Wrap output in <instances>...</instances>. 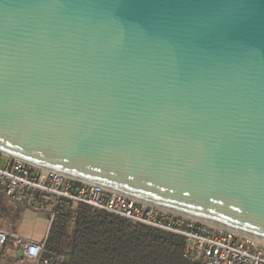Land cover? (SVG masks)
Here are the masks:
<instances>
[{"label":"water","instance_id":"water-1","mask_svg":"<svg viewBox=\"0 0 264 264\" xmlns=\"http://www.w3.org/2000/svg\"><path fill=\"white\" fill-rule=\"evenodd\" d=\"M0 152L264 244V0H0Z\"/></svg>","mask_w":264,"mask_h":264},{"label":"built area","instance_id":"built-area-1","mask_svg":"<svg viewBox=\"0 0 264 264\" xmlns=\"http://www.w3.org/2000/svg\"><path fill=\"white\" fill-rule=\"evenodd\" d=\"M0 192L18 205L37 210L48 205L51 221L60 204H85L94 211L178 235L184 239L185 256L191 264H264L263 243L1 152ZM9 239L34 264H52L45 256L47 237L34 240L9 228L0 229V249Z\"/></svg>","mask_w":264,"mask_h":264},{"label":"trees","instance_id":"trees-1","mask_svg":"<svg viewBox=\"0 0 264 264\" xmlns=\"http://www.w3.org/2000/svg\"><path fill=\"white\" fill-rule=\"evenodd\" d=\"M45 256L52 264H191L182 237L85 204L59 205Z\"/></svg>","mask_w":264,"mask_h":264},{"label":"crops","instance_id":"crops-1","mask_svg":"<svg viewBox=\"0 0 264 264\" xmlns=\"http://www.w3.org/2000/svg\"><path fill=\"white\" fill-rule=\"evenodd\" d=\"M51 218L48 205L39 210L13 203L0 192V229L9 228L34 240L48 236ZM0 264H34L27 259L18 243L9 239L0 249Z\"/></svg>","mask_w":264,"mask_h":264}]
</instances>
